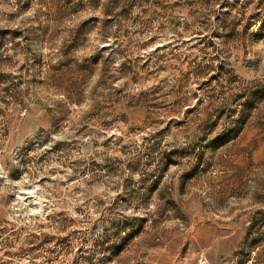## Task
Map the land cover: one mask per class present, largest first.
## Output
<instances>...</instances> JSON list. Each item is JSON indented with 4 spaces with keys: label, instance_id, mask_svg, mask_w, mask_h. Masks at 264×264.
Instances as JSON below:
<instances>
[{
    "label": "rangeland",
    "instance_id": "374dc122",
    "mask_svg": "<svg viewBox=\"0 0 264 264\" xmlns=\"http://www.w3.org/2000/svg\"><path fill=\"white\" fill-rule=\"evenodd\" d=\"M0 264H264V0H0Z\"/></svg>",
    "mask_w": 264,
    "mask_h": 264
}]
</instances>
